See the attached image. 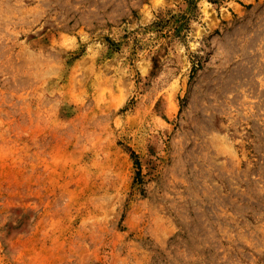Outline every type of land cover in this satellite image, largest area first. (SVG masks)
Segmentation results:
<instances>
[{"label": "rangeland", "instance_id": "rangeland-1", "mask_svg": "<svg viewBox=\"0 0 264 264\" xmlns=\"http://www.w3.org/2000/svg\"><path fill=\"white\" fill-rule=\"evenodd\" d=\"M0 264H264V0H0Z\"/></svg>", "mask_w": 264, "mask_h": 264}]
</instances>
